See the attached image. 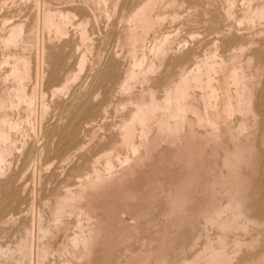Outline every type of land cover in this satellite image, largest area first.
Listing matches in <instances>:
<instances>
[{
    "label": "bare ground",
    "instance_id": "obj_1",
    "mask_svg": "<svg viewBox=\"0 0 264 264\" xmlns=\"http://www.w3.org/2000/svg\"><path fill=\"white\" fill-rule=\"evenodd\" d=\"M0 264H264V0H0Z\"/></svg>",
    "mask_w": 264,
    "mask_h": 264
},
{
    "label": "rangeland",
    "instance_id": "obj_2",
    "mask_svg": "<svg viewBox=\"0 0 264 264\" xmlns=\"http://www.w3.org/2000/svg\"><path fill=\"white\" fill-rule=\"evenodd\" d=\"M21 141V140H20ZM21 143V142H20Z\"/></svg>",
    "mask_w": 264,
    "mask_h": 264
}]
</instances>
